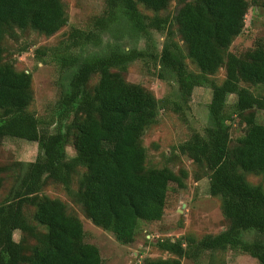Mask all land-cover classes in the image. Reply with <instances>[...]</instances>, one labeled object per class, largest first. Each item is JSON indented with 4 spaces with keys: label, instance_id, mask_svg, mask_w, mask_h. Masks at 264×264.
<instances>
[{
    "label": "trees",
    "instance_id": "16d2710c",
    "mask_svg": "<svg viewBox=\"0 0 264 264\" xmlns=\"http://www.w3.org/2000/svg\"><path fill=\"white\" fill-rule=\"evenodd\" d=\"M170 2L106 0L90 27L72 28L65 41L49 49L58 66L59 96L51 114L40 118L28 109L32 74L4 61L3 42L16 30L55 34L67 24L65 5L61 0H0V142L15 137L38 145L35 160L0 165V189L5 174L12 180L0 202V264H102L98 247L84 241L78 217L60 199L41 193L48 181L61 184L95 225L122 243L133 240L142 222L162 217L171 183L183 185L184 172L146 166L142 136L163 104L124 77L128 65L146 54L138 43L145 37L149 41L153 29L166 33L158 61L160 72L172 73L178 84L175 110L195 87L212 90L203 133H193L180 150L209 171L208 192L220 198L227 226L195 242L196 250H237L264 264V190L245 176L264 174V122L256 115L264 110V94L249 87L264 91V41L240 54L228 50L244 28L249 4L264 8V0H178L174 15H159ZM140 5L154 15L143 13ZM186 58L196 71L187 67ZM221 67L225 76L216 82L212 76ZM230 94L236 98L227 112ZM236 117L243 128L232 140ZM69 143L76 152L72 157L66 152ZM80 168L84 172L73 192L72 176ZM27 206L34 208L32 219L43 230L28 219ZM15 230L24 233L20 241L13 238ZM249 232L258 237L247 240ZM158 245L174 256L141 264H181L187 253L182 239Z\"/></svg>",
    "mask_w": 264,
    "mask_h": 264
},
{
    "label": "rangeland",
    "instance_id": "374dc122",
    "mask_svg": "<svg viewBox=\"0 0 264 264\" xmlns=\"http://www.w3.org/2000/svg\"><path fill=\"white\" fill-rule=\"evenodd\" d=\"M61 1L65 5L68 21L58 32L47 36L31 29L16 30L14 36H8L3 42L4 61L12 63L18 70L32 74L33 99L28 109L40 118L51 114L59 96L58 66L51 59L49 49L65 41L72 28L90 27L92 20L103 13L106 3V0ZM178 7V0H171L159 15L172 16ZM140 9L147 15H154L152 10L142 5ZM150 35L149 41L145 37L138 43V47L144 49L146 54L128 65L124 77L126 81L140 84L152 91L163 104L155 123L147 127L142 136L146 166L166 167L178 175L185 173L182 177V186L176 183L169 185L162 217L159 220L142 222L133 240L122 243L112 232L95 225L85 215L76 198L61 184L48 181L41 193L60 199L65 203L67 211L78 217L83 226L84 241L98 247L102 264H141L148 258L171 257L174 255L161 250L158 243L178 239H182L187 250V253L180 258L181 264H258L254 257L237 250H196L195 242L208 234H216L227 226L222 214L220 198L208 192L209 171L205 165L197 164L188 153L180 150V145L189 140L193 133H203L208 122V104L212 90L208 85L195 87L187 103H182L181 108L175 110L174 103L180 102L178 84L172 73L160 72L158 61L166 33L153 29ZM174 39L185 53V44L178 33ZM262 41H264V8L260 4L250 3L245 15L244 28L228 50L240 54ZM185 62L190 70H197L190 59L186 58ZM224 76L225 70L221 67L212 77L216 82H220ZM96 79L95 76L92 83ZM249 87L256 94H264L260 86ZM235 98L234 94L228 96L227 112L232 110L231 106ZM256 115L258 121L264 122V110H258ZM49 128L53 130L52 125ZM242 128V125L238 124V118H234L232 140L242 133ZM66 152L69 157L76 153L70 143L66 146ZM37 154V142L15 137H5L0 142V165L18 160L33 161ZM83 172L84 169L80 168L72 176L73 192L78 189V182ZM5 175V183L0 189V202L7 195L12 182L11 174ZM245 176L248 181L261 185L264 190V174L246 173ZM25 211L28 219L38 225L32 219L34 208L27 206ZM38 227V230H43L42 226L38 225ZM23 235L20 230L13 232L16 241H20ZM256 237H258L256 233L249 232L245 238L252 240ZM35 241V238L27 239L30 244Z\"/></svg>",
    "mask_w": 264,
    "mask_h": 264
}]
</instances>
